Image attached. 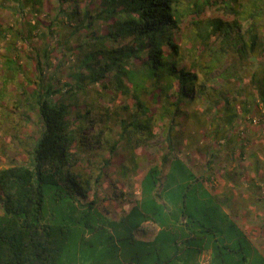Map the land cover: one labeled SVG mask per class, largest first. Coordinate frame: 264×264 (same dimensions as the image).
I'll use <instances>...</instances> for the list:
<instances>
[{"label": "trees", "instance_id": "trees-1", "mask_svg": "<svg viewBox=\"0 0 264 264\" xmlns=\"http://www.w3.org/2000/svg\"><path fill=\"white\" fill-rule=\"evenodd\" d=\"M188 1L183 8L180 0H51L52 19L43 24L44 0H26L35 17L21 30L28 44L53 40L33 48L34 79L17 58L7 59L12 74L4 76L0 95L24 74L17 81L25 98L16 107L38 111L41 131L29 165L0 167V264L86 259L78 234L84 242L110 225L101 209L109 198L99 188L108 175L129 205L111 228L145 234L146 223L156 226L145 246L165 231H182L219 256L206 235L217 230L213 200L250 206L264 199L257 198L264 143L255 145L264 138V0ZM212 9L219 14L205 16ZM191 14L198 17L195 36L184 42L178 28ZM7 29L0 21L1 36ZM201 138L212 144L199 145ZM149 148L161 162L134 174ZM193 150L207 163H198ZM221 157L226 165L217 173ZM217 174L220 190L212 186ZM137 177L140 193L124 192ZM149 247L134 250L142 259Z\"/></svg>", "mask_w": 264, "mask_h": 264}, {"label": "rangeland", "instance_id": "rangeland-1", "mask_svg": "<svg viewBox=\"0 0 264 264\" xmlns=\"http://www.w3.org/2000/svg\"><path fill=\"white\" fill-rule=\"evenodd\" d=\"M50 1L44 0V9L39 17L43 24H49L53 16L50 14L52 8ZM180 1L183 8L187 7L188 0ZM217 14H219V11L212 9L208 10L205 16ZM29 17L35 18L31 12V5L27 4L26 0H0V21L5 28H8L6 36L0 35V92H2L4 76L12 74L7 69L8 58H17L19 63L24 65L25 73L34 79L37 76V72L30 56L35 55L37 49L33 48H39L44 43L49 44L53 40V37L48 35L47 39L37 37L33 40L32 45L28 44V40L25 37L26 33L21 30ZM196 19H198L196 14L184 17L183 22L180 23L178 28L177 37H185L184 42L189 37L193 38L195 36L193 22ZM20 32L22 33L19 34ZM45 32L49 33L48 29ZM31 50H33V54H31ZM59 50H62V46L59 47ZM198 53L197 46L189 54L191 57L188 60H191L192 57L195 59ZM220 70L217 69L214 75H217ZM22 75L24 74H18L16 83H11L8 89L4 90L5 92L3 91L4 95H0V167L19 163L29 165L31 163L33 144L41 131V120L38 111L27 107L28 111L25 113L16 107V103L25 98L21 96L23 88L19 86L20 81H17L22 78ZM215 84L218 86L221 82L218 81ZM26 87L30 90L32 89L30 85ZM198 107L201 111L206 108L204 104ZM206 129L204 127L202 131L207 132L208 130ZM90 132V129L86 130L87 134ZM199 136L201 137L202 134L199 133ZM252 136H254V133ZM261 139L263 140L261 141ZM261 139L260 141H255L256 146L263 145L264 138ZM203 142L209 145L212 144L210 140L201 138L199 145ZM181 149L183 152H186V149ZM192 153L194 155L196 151L193 150ZM194 156L198 163L203 165L207 163L208 158L205 155L201 154L202 159H198L196 155ZM161 160L162 155H159L154 149L149 148L146 158H138L139 164L134 174L144 175L150 167L157 162H161ZM224 161V158L221 157L213 165L217 173L222 172L223 166L226 165ZM114 163L118 164V159H115ZM183 164L184 168L188 167L187 163L184 162ZM115 168L114 166L111 170ZM217 177L221 181L215 180L212 182V186H216L220 190V188L224 187L222 183L223 179H221V175L219 174H217ZM111 178L109 175L106 176L105 184L103 183L99 187L101 189V196H108L109 198L104 197L107 201L102 200L101 209L102 214L106 215L105 219L110 225H105V228L100 231L87 233L84 242H82L84 239L83 235L78 234L80 243L79 254L80 249L84 247V255L87 259V261L86 259H78V264H139V259L141 258L134 250L135 246L139 248V245L143 248V252L146 247L150 246L148 248L150 254H141V263L143 264H264V186L257 193V198L263 200L254 201L252 205L250 203V206L246 205L243 199L232 202V207L231 205H227L223 200L222 202L217 199L213 200L214 209L211 211L213 212L212 216L214 217L217 230L214 234L210 235L206 233V235L212 237L214 244L219 247V256H217L210 248L203 249L201 239H189L191 237L182 234V231L174 233L165 231L158 234L159 237L153 246L142 245V240L154 241L158 233V228L154 225L146 223L145 227L148 228L149 233L146 232L145 234L136 232L133 229L121 230L119 233L114 231L112 228L117 226L116 223L120 220L119 215L127 211L129 205L126 204L128 202L124 201L125 203H123L120 198H117L120 195L121 189L118 188ZM138 178H135L136 183L133 188L128 184L124 185V192L134 191L136 194H139ZM96 188L98 187L96 186ZM122 198L124 199V197ZM128 200L133 201V198H128ZM206 212H210V210ZM182 218L181 222H184L185 218ZM205 225L208 226L209 224L205 223ZM193 228L195 229L196 227ZM124 235L128 236V239L124 242L119 241L118 238ZM64 262L71 264V259L65 257Z\"/></svg>", "mask_w": 264, "mask_h": 264}, {"label": "crops", "instance_id": "crops-1", "mask_svg": "<svg viewBox=\"0 0 264 264\" xmlns=\"http://www.w3.org/2000/svg\"><path fill=\"white\" fill-rule=\"evenodd\" d=\"M259 249H260V247H259ZM263 252V251H262Z\"/></svg>", "mask_w": 264, "mask_h": 264}]
</instances>
